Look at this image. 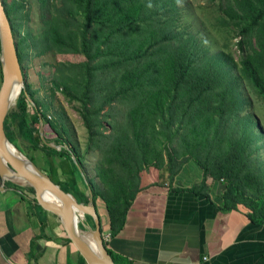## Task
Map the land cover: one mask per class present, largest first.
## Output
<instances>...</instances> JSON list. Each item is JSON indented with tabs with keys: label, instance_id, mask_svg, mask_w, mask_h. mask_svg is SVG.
Masks as SVG:
<instances>
[{
	"label": "trees",
	"instance_id": "16d2710c",
	"mask_svg": "<svg viewBox=\"0 0 264 264\" xmlns=\"http://www.w3.org/2000/svg\"><path fill=\"white\" fill-rule=\"evenodd\" d=\"M181 1L70 0L68 8L64 7L66 18L65 14L64 20L51 18L47 28V46L61 54L71 52L86 58L78 65L79 70L82 69L80 77L68 84L66 94L81 103L79 114L85 123L91 149L97 148L102 136L98 132L99 117L105 107L120 99L129 106L124 123L126 128L117 129L122 134L115 136L113 157L108 162L118 161L125 167V177L116 180L111 196L96 194L87 180L94 204L99 200L106 209L111 230L126 214L140 190L139 173L148 166L149 155L153 156V165L160 168L163 152L171 161L170 183L182 166L192 161L202 168L203 179L200 185L187 190L206 193L205 178H225L223 211L244 206L253 224L264 225V174L261 172L264 170L253 165L250 150L257 142L263 148L260 136H264V130L252 112L244 110V105L251 102L250 99L247 102L238 85L245 83L264 101V0H210L227 4L219 22L231 25L240 34L242 54L238 61L218 49L216 41L213 50L199 44L197 35L181 32L184 25L178 7ZM39 2L46 11L48 0ZM5 10L16 38L18 29L12 21V11ZM217 30L216 24L215 32ZM205 37L211 43L212 34H205ZM18 56L23 69L19 50ZM28 96L34 99L32 92L26 89L5 121L9 141L23 153L21 140L35 148H41L43 144L50 171V167L54 168L62 160L68 162L70 171L65 174L68 181L62 183L63 187L55 185L78 202L87 204V187L71 160L75 157L83 171L80 157L75 149L63 148L65 143L62 145L60 135L38 102H34L33 114H29L31 102ZM233 120L246 132L257 131L258 134L248 144L244 142L245 138L225 144L224 152L219 156L224 155L226 159L217 161L210 168L202 160L208 158L218 140L225 139L222 125L232 126ZM41 122L55 132V138H48L46 133L45 137L47 142L63 146L59 151L49 148L42 139ZM8 126H13L14 130L9 132ZM150 137L158 146L152 152L148 149ZM174 143L183 146V161L176 154ZM218 145L222 146L221 143ZM56 159L60 161L56 162ZM31 161L35 163L33 158ZM242 171L245 172L244 183L241 182ZM26 190L35 196L32 188ZM28 201L36 205L34 200ZM85 224L93 229L90 220L87 219ZM79 229L82 226L79 225ZM108 254L114 264H125L110 252Z\"/></svg>",
	"mask_w": 264,
	"mask_h": 264
},
{
	"label": "crops",
	"instance_id": "0c3cea01",
	"mask_svg": "<svg viewBox=\"0 0 264 264\" xmlns=\"http://www.w3.org/2000/svg\"><path fill=\"white\" fill-rule=\"evenodd\" d=\"M197 170L189 161L171 183L150 175L112 230L96 200L107 252L125 264H264V225L253 224L244 206L223 211V183L187 190L200 181L192 178ZM26 188L0 176V264H86L61 221L29 202Z\"/></svg>",
	"mask_w": 264,
	"mask_h": 264
},
{
	"label": "rangeland",
	"instance_id": "374dc122",
	"mask_svg": "<svg viewBox=\"0 0 264 264\" xmlns=\"http://www.w3.org/2000/svg\"><path fill=\"white\" fill-rule=\"evenodd\" d=\"M5 9L12 11V21L15 23L16 30V43L17 48L20 51V55L23 63V71L25 75V85L22 92L29 89L33 96V102H38L44 112L47 115L48 121H50L55 131L60 135V139L65 143V147L73 148L77 152L83 165V172L92 184L94 192L96 194H102L104 196H111L113 185L116 180L122 179L121 177L126 174V169L118 161L108 164L109 160L113 157L112 144L114 138L118 133V128H126V116L129 106L127 102L120 99L105 107L99 117L101 126L98 128V132L102 135L97 143V148L91 149L88 145L87 132L85 129V123L79 114L81 109V103L78 100L73 99L70 95H67L68 84L77 77H80L79 63H83L86 58L80 54L65 52L63 54L50 48L46 45L45 37L47 28L50 25V19L58 18L64 20L63 15L66 13L64 7L68 8L70 0H48L47 10L44 11L39 0H3ZM227 6L226 3H220L210 0H183L178 4L181 9V14L184 17V25L181 32L193 33L197 35L199 44H203L206 48H214L216 41L218 49L224 50L229 53L236 61L239 60L242 54V48L240 46L241 37L239 32L231 25L223 24L219 22L220 18H223V9ZM216 24L218 30L215 32ZM220 28V30H219ZM205 34H212L211 43H208ZM21 41V46L19 43ZM240 92H242L245 99H250L251 104L244 105V110L251 111L252 115L257 123L262 126L264 130V101L259 97L252 89L245 83L241 82ZM26 87V88H25ZM65 92V93H64ZM20 98V97H19ZM33 103H30L29 114H33ZM16 107L13 104L10 111ZM244 112V111H243ZM9 115V114H8ZM8 117V116H7ZM44 124V123H43ZM232 126L223 124L221 131L225 139H220L216 142L215 148L206 160L210 168H213L217 161H224L226 156L223 154L225 144L229 142H240V139L245 138L244 142L247 143L250 140H255L256 133H250L245 131L242 125L237 124L235 120L232 121ZM9 132H12L13 126H8ZM36 130V128L34 127ZM47 137L53 139L56 137L55 132L45 125L44 128ZM227 137V138H226ZM263 148H260V143L252 145L250 148L251 156L253 157V165L261 167L264 170V136H260ZM151 146L149 150L152 152L154 148H158L154 139L149 138ZM221 143L217 146V144ZM20 144L24 149L26 155L30 160H35V165L52 180L54 184L66 182L68 177L65 176L70 171L68 162L63 160L47 169V149L35 148L28 142L21 140ZM248 144V143H247ZM250 145V143H249ZM53 146L54 143H53ZM20 147V145H19ZM173 148L176 154L180 157V161H183L185 150L181 143H174ZM163 161L159 162L160 168H156L152 154L149 155L148 166L140 171L138 187L143 185V182L154 174L153 178L166 179L168 178L164 173L168 172L171 161L168 156L163 152ZM219 156V157H218ZM56 162L60 160L56 159ZM177 163V162H175ZM177 167V164H175ZM193 173L192 178H198L200 175V181L197 184H201L203 179V170L198 167ZM243 172V171H242ZM264 174V171H261ZM241 182L243 181V176ZM169 175V172H168ZM119 178V179H118ZM206 182L212 180L213 182H220L225 184V178L222 180H214L211 176L205 178ZM255 180V179H254ZM251 183H254L252 180ZM207 185V183H206ZM250 187V186H248ZM255 190V188H249ZM115 195L113 196V198ZM100 204V202H98ZM84 225L88 229L85 222H80L79 225ZM78 225V229H79Z\"/></svg>",
	"mask_w": 264,
	"mask_h": 264
},
{
	"label": "water",
	"instance_id": "95a60500",
	"mask_svg": "<svg viewBox=\"0 0 264 264\" xmlns=\"http://www.w3.org/2000/svg\"><path fill=\"white\" fill-rule=\"evenodd\" d=\"M0 46L2 71L0 88V176L19 186L30 187L34 190L35 203L47 214H51L61 221L68 240L86 264H114L102 241L100 222L95 210L91 188L75 157H71V160L87 187L89 194L87 204L78 202L71 194L62 191L45 173L38 169L34 162L21 153L6 135L5 121L12 105L17 103V101L14 102L16 88L20 86L22 93L25 75L19 61L17 43L3 0H0ZM29 100L34 104L30 97ZM43 128L44 124L41 122L40 133L44 142L49 148L59 151L63 146H53L52 143L47 142ZM63 148L67 149V147ZM13 150L19 151L26 159L18 157ZM44 195L51 197V200H46ZM87 219L93 223V229L88 226V231L83 224H81L82 229H78L79 223L86 222ZM77 230L82 235H90L91 248L85 244V237L79 236Z\"/></svg>",
	"mask_w": 264,
	"mask_h": 264
},
{
	"label": "bare ground",
	"instance_id": "6f19581e",
	"mask_svg": "<svg viewBox=\"0 0 264 264\" xmlns=\"http://www.w3.org/2000/svg\"><path fill=\"white\" fill-rule=\"evenodd\" d=\"M20 86L19 87H17L16 88V90H15V99H14V102H16V101H18V99H19V97H20V93H21V91H20ZM13 102V103H14ZM13 152L14 153H16L17 154V156L18 157H20L21 159H26V157L24 156V155H21V153H19V151H17V150H13ZM44 198L46 199V200H51V197H49L48 195H44ZM85 228V227H84ZM88 230V229H87ZM89 231V230H88ZM87 231V232H88ZM77 233H78V230H77ZM78 235L79 236H83V237H85L84 238V242H85V244L87 245V246H89L90 248L92 247V241H91V237H90V235H88V236H85V235H82V234H80V233H78ZM101 237H102V241H103V244H104V240H103V236H102V233H101Z\"/></svg>",
	"mask_w": 264,
	"mask_h": 264
},
{
	"label": "built area",
	"instance_id": "2783aa9c",
	"mask_svg": "<svg viewBox=\"0 0 264 264\" xmlns=\"http://www.w3.org/2000/svg\"><path fill=\"white\" fill-rule=\"evenodd\" d=\"M104 240H107V237H106V238H104Z\"/></svg>",
	"mask_w": 264,
	"mask_h": 264
}]
</instances>
